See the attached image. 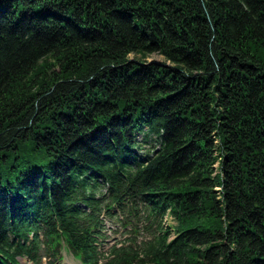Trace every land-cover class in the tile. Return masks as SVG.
Returning <instances> with one entry per match:
<instances>
[{
  "label": "trees",
  "instance_id": "16d2710c",
  "mask_svg": "<svg viewBox=\"0 0 264 264\" xmlns=\"http://www.w3.org/2000/svg\"><path fill=\"white\" fill-rule=\"evenodd\" d=\"M62 250L264 264V0H0V264Z\"/></svg>",
  "mask_w": 264,
  "mask_h": 264
},
{
  "label": "rangeland",
  "instance_id": "374dc122",
  "mask_svg": "<svg viewBox=\"0 0 264 264\" xmlns=\"http://www.w3.org/2000/svg\"><path fill=\"white\" fill-rule=\"evenodd\" d=\"M130 58H131V60L135 59V55L131 54ZM148 59L149 60H156V61H163L164 57L162 55H160L159 53H154V54L149 55ZM139 138L141 139L142 135H139ZM144 146L146 147V149L149 148V146L146 144ZM168 222H171V224L176 223V221L173 219H169ZM118 236H119V234L115 235V237H118ZM19 261L21 264H31L29 262V260H27L25 258L19 259ZM64 261L66 262V264H68L69 261L74 262L75 264H79V262L76 259H74L71 255H68V257H66V259ZM44 262H46V260H44Z\"/></svg>",
  "mask_w": 264,
  "mask_h": 264
},
{
  "label": "bare ground",
  "instance_id": "6f19581e",
  "mask_svg": "<svg viewBox=\"0 0 264 264\" xmlns=\"http://www.w3.org/2000/svg\"><path fill=\"white\" fill-rule=\"evenodd\" d=\"M154 53H158V52H154ZM154 53H152V54H154ZM131 54H134L135 55V59H132V60H136L137 59V57H139V54H135V53H130L129 55H128V58L131 60V58H130V55ZM160 54V53H159ZM151 55V54H150ZM160 55H162V54H160ZM163 56V55H162ZM148 57H149V55L147 56V62L148 63H150V62H155V63H160V64H165V65H169V63H170V61L169 60H167L164 56V60L163 61H156V60H149L148 59ZM137 139L139 140V137H137ZM128 146V143H124V142H122V145H121V147H122V149H124V148H126ZM110 151V150H109ZM112 153L114 154L115 152H114V150L112 151Z\"/></svg>",
  "mask_w": 264,
  "mask_h": 264
}]
</instances>
